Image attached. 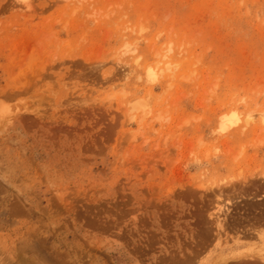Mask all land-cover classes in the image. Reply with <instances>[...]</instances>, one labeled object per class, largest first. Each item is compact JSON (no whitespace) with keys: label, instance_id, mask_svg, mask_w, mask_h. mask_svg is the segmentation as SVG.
<instances>
[{"label":"rangeland","instance_id":"374dc122","mask_svg":"<svg viewBox=\"0 0 264 264\" xmlns=\"http://www.w3.org/2000/svg\"><path fill=\"white\" fill-rule=\"evenodd\" d=\"M261 115L264 0H0V264H264Z\"/></svg>","mask_w":264,"mask_h":264},{"label":"bare ground","instance_id":"6f19581e","mask_svg":"<svg viewBox=\"0 0 264 264\" xmlns=\"http://www.w3.org/2000/svg\"><path fill=\"white\" fill-rule=\"evenodd\" d=\"M162 58H165V56H162ZM160 59L159 62L157 64H152V65H149V74L153 77V79L155 80L157 78V75L159 74H163L164 71H166L167 69H170L171 68V64L170 62L168 61H163V59ZM161 63H164V65H161ZM133 108V107H132ZM146 114V113H145ZM148 114V113H147ZM254 115H252L251 113H249L247 116L244 117V120L246 122V124H249L250 122H253ZM263 116V121H264V115H261ZM243 119L239 116V114L237 112H233L231 115H228V116H224L223 117V120H222V126L224 128H227V127H231L232 125H236V124H239ZM239 174V173H238ZM241 174V173H240ZM232 178V177H231ZM236 186V185H235ZM234 186V187H235ZM213 187V186H212ZM205 189V187H204ZM206 190V189H205ZM223 192V191H222ZM220 197V195H219ZM222 206L219 207L218 210H222L221 209ZM213 215V214H212ZM219 219V218H218ZM220 221V219H219ZM219 224H221L223 226V224L220 222ZM259 230H255L253 233H256L258 234ZM250 233V232H248ZM219 234V233H218ZM247 235V234H246ZM250 235V234H249ZM252 235V234H251ZM259 235L261 236V233H259ZM261 239V238H260ZM264 239V238H263ZM260 250V249H259ZM264 250V249H263ZM239 255H241V253H239ZM242 256V255H241ZM249 256V255H248ZM253 257L256 258H260V261L261 263H264V252L261 250L259 252H257V254L255 255H252ZM254 260V259H253Z\"/></svg>","mask_w":264,"mask_h":264}]
</instances>
